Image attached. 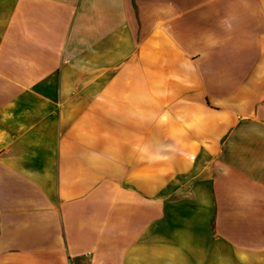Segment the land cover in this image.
Returning <instances> with one entry per match:
<instances>
[{"label":"crops","instance_id":"crops-1","mask_svg":"<svg viewBox=\"0 0 264 264\" xmlns=\"http://www.w3.org/2000/svg\"><path fill=\"white\" fill-rule=\"evenodd\" d=\"M0 264H264V0H0Z\"/></svg>","mask_w":264,"mask_h":264}]
</instances>
